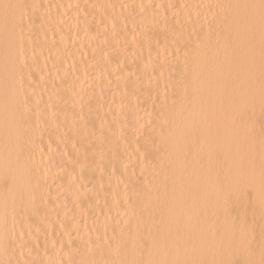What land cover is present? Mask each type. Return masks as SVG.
Here are the masks:
<instances>
[{"label": "bare ground", "instance_id": "6f19581e", "mask_svg": "<svg viewBox=\"0 0 264 264\" xmlns=\"http://www.w3.org/2000/svg\"><path fill=\"white\" fill-rule=\"evenodd\" d=\"M0 264H264V0H0Z\"/></svg>", "mask_w": 264, "mask_h": 264}]
</instances>
